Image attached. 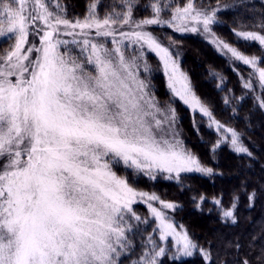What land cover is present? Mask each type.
<instances>
[{
    "label": "snow or ice",
    "instance_id": "snow-or-ice-1",
    "mask_svg": "<svg viewBox=\"0 0 264 264\" xmlns=\"http://www.w3.org/2000/svg\"><path fill=\"white\" fill-rule=\"evenodd\" d=\"M99 2L88 6L83 20H69L59 0L54 6L50 0H0L8 38L14 41L0 55V264H122V256L133 247L129 233L139 223H147L133 211V203L137 198H159L135 190L114 166L122 164L133 175L144 173L152 179L154 169L176 177L181 172H212L183 147L178 133L166 138L176 119L175 109H168L166 130L158 102L139 77L137 58H127L120 46L109 49L104 42H95L90 32L94 29L96 38L113 37V44L128 40L140 49L147 46L155 51L163 61L169 87L211 119L168 48L140 29L175 23L178 31H184L189 30L183 27L185 22L194 21L210 32L216 10L209 14L188 0L183 8H175L170 21H164L162 6L152 3L146 7H151L154 17L137 21L133 20L134 0H124L125 11L101 19L96 11ZM125 25L134 30L119 31ZM256 26L259 32L233 31L264 51V21ZM118 31L122 41L115 39ZM30 34L39 45L29 41ZM4 36L0 28V38ZM219 45L249 65L264 88V67H260L264 58L245 55L223 41ZM71 46L79 49V56ZM144 70L149 71L146 64ZM177 81L182 90L175 89ZM244 86L252 88L250 81ZM260 104L264 106V99ZM215 123L218 131L224 128ZM225 131L231 133L230 143L237 153L252 155L239 133L231 128ZM235 200L223 212L233 222ZM149 207L161 222L160 239L178 235L182 254L191 256L197 246L187 233L177 234L163 212ZM164 207L176 206L165 203ZM149 242L151 250L133 264H158L165 255L151 237ZM199 251L211 258L206 250Z\"/></svg>",
    "mask_w": 264,
    "mask_h": 264
},
{
    "label": "trees",
    "instance_id": "trees-1",
    "mask_svg": "<svg viewBox=\"0 0 264 264\" xmlns=\"http://www.w3.org/2000/svg\"><path fill=\"white\" fill-rule=\"evenodd\" d=\"M123 2L100 0L96 11L100 16L123 12ZM187 2L134 0L133 20L153 18L155 13L146 6L159 3L163 8L160 18L170 21L175 8H183ZM93 3L96 0H62L65 13L76 17L81 10L88 11ZM194 3L196 8L209 14L216 10L210 32H205L203 25L194 21L185 22L183 27L189 30L184 31H178L175 23L145 25L144 28L171 49L212 119L239 133L240 141L252 155L237 153L231 139L220 143L222 134L218 135L220 140L213 142L202 128L193 127L194 131L182 128L189 151L212 172L183 174L171 188L163 190L162 197L178 206L177 210L170 211L172 218L187 229L211 258L206 259L204 253L186 259L163 256L158 264H243L244 261L264 264V106L260 104L264 88L259 87L257 75L250 66L236 60L219 45V41H223L245 55L264 58V51L256 43L243 41L233 31L259 32L260 28L254 25L264 21V0H194ZM192 27L198 30L193 32ZM3 51L5 47L0 45V53ZM260 67H264V63ZM248 81L252 88H245ZM177 108L182 124L187 123L189 110L179 101ZM234 200L235 222L223 216Z\"/></svg>",
    "mask_w": 264,
    "mask_h": 264
},
{
    "label": "rangeland",
    "instance_id": "rangeland-1",
    "mask_svg": "<svg viewBox=\"0 0 264 264\" xmlns=\"http://www.w3.org/2000/svg\"><path fill=\"white\" fill-rule=\"evenodd\" d=\"M56 2L57 0H50L51 5L53 6L55 5ZM59 3L62 5V0H59ZM97 13L101 19L105 16V15L100 16V13L99 12ZM64 14L66 18L69 20H74L76 18L83 20L84 17L88 14V11L81 10L77 17L69 16L66 13ZM0 20H1L0 28H3L5 30L4 38H0V45L5 47V51H9L14 41L8 38V34L6 31L7 30V20L2 12H0ZM132 30H134V26L130 27L128 25H125L122 28H119V31H124V32H130ZM140 30L149 32L144 27ZM119 31L117 32L115 39L117 41H122L123 38L119 35ZM61 38L67 39V40L72 39L71 36H61ZM90 38H93L95 42H104L105 46L109 49H114L117 46H120L122 50L125 52V56L127 58L129 59H131L132 57L137 58L135 63L138 65L137 71L139 72V77L140 79H143L148 84L150 93L154 96V99L158 102V105L160 109L162 110L159 113V118L165 120L164 127L166 130L168 129V122L166 119L168 109L170 108L175 109L176 119L171 129L168 130V135L166 138L171 140L172 133L173 132L178 133L179 135L176 138L182 141L183 147L188 152L190 151L186 146L187 135L182 129L183 127L191 131H194L193 127L202 128V130L204 131V135L207 136V138L213 142H215L216 140H220V139H217L219 134H222L224 136L220 140V143H226L227 139H231V133H226L225 131L226 127L218 131L216 128L215 120H213L212 118L210 119L208 116L201 113L198 108L194 109L190 104L184 103V101L175 94V91L173 90V88L169 87V78L164 70L163 61L160 59L159 55L155 51H152L147 46H145L143 49H140L139 45L132 44L128 40H123L122 44L117 45V44L112 43L113 37L96 38L94 29L91 30L90 32ZM77 39H80V37H77ZM157 40L163 47L168 48L169 52L171 53L172 59L175 61L176 65L178 66L179 72L183 73L186 76V74L183 72V70L180 67L178 59L171 52V49L167 45H165L159 38H157ZM29 41L34 42L37 45H39L38 38L34 37L31 34L29 36ZM71 47L73 48L74 54L79 56L80 55L79 49L75 48V46H71ZM61 50L62 51L64 50L63 47L61 48ZM5 51L0 53V55H3ZM141 52H143L142 56H141ZM217 53L220 54L219 52ZM33 55H35V53ZM145 64L149 68V71L147 72L144 70ZM187 82H188V87L190 88L191 92L194 93L191 83L188 80V77H187ZM259 87L261 88L260 84H259ZM182 88H183L182 83L177 81L175 83V89L182 90ZM194 95L197 97L195 93ZM178 101L181 102L182 106H184L186 110H189L188 122L185 124H182L180 118L177 116V109H178L177 102ZM200 102L202 104L201 100ZM225 137H227V139H225ZM114 170L117 172L118 175H121V176L126 175L131 186L138 192L147 193L149 195L154 194L156 197L159 198L158 200H148L147 197H145L144 199L137 198V201L133 203L132 205L133 211L138 216H140L142 220H146L147 223H139L138 226H136L134 230L131 233H129L130 239L132 240L133 247L128 251L126 255L122 256L121 258L122 264H133V262L138 261L140 259L141 255L145 251H150L151 243L149 242V237H151V241H153L158 247H163L165 249L164 256H172L176 258L186 259V258H193L195 256L203 255L202 252L199 251V249H202V248L197 245L193 236L187 231L186 228L179 226L172 218V212L170 213V211L177 210L178 206L174 204L176 206L175 208H165L164 204L169 203V202L165 201L162 197L164 195L163 190H168L169 188H171L172 184L175 183L176 180H178V178H180L181 175L186 174V173H193L196 171L181 172L179 177H176L175 173L169 174L167 172H162V171L154 169L153 174L155 176V179H152L144 173L133 175L132 170L126 169L122 164L115 165ZM161 201H163L164 203H161ZM149 205H151L152 208H156L158 211L163 212L165 221L175 226V230L177 234L182 235L184 232L187 233L188 237L197 246L191 256H186L182 254L183 242L179 241L178 235L172 234V235H169L166 240L160 239V223L161 222L158 218H156L152 214L151 208L149 207ZM131 222L134 225H137L136 221L132 220ZM178 249H180V251H178ZM160 259L161 257L158 258V262L160 261Z\"/></svg>",
    "mask_w": 264,
    "mask_h": 264
}]
</instances>
